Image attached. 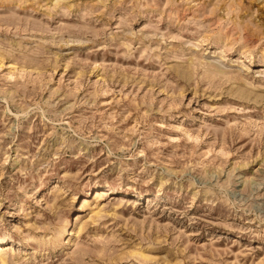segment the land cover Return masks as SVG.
I'll return each instance as SVG.
<instances>
[{
    "label": "rangeland",
    "instance_id": "1",
    "mask_svg": "<svg viewBox=\"0 0 264 264\" xmlns=\"http://www.w3.org/2000/svg\"><path fill=\"white\" fill-rule=\"evenodd\" d=\"M0 239L264 264V0H0Z\"/></svg>",
    "mask_w": 264,
    "mask_h": 264
},
{
    "label": "bare ground",
    "instance_id": "2",
    "mask_svg": "<svg viewBox=\"0 0 264 264\" xmlns=\"http://www.w3.org/2000/svg\"><path fill=\"white\" fill-rule=\"evenodd\" d=\"M98 193V192H97ZM100 193V192H99ZM102 193H104V192H102ZM2 241H3V239H0V244L2 243ZM1 251H2V249H0V257H1V255H3L2 253H1ZM0 262H1V258H0Z\"/></svg>",
    "mask_w": 264,
    "mask_h": 264
}]
</instances>
